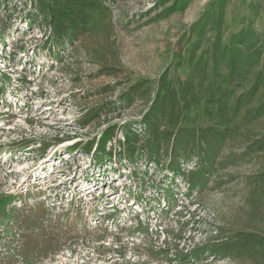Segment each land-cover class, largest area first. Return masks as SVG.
I'll return each instance as SVG.
<instances>
[{
	"label": "rangeland",
	"instance_id": "1",
	"mask_svg": "<svg viewBox=\"0 0 264 264\" xmlns=\"http://www.w3.org/2000/svg\"><path fill=\"white\" fill-rule=\"evenodd\" d=\"M83 1L0 0V264H264V0ZM163 76L203 156L145 152Z\"/></svg>",
	"mask_w": 264,
	"mask_h": 264
},
{
	"label": "trees",
	"instance_id": "2",
	"mask_svg": "<svg viewBox=\"0 0 264 264\" xmlns=\"http://www.w3.org/2000/svg\"><path fill=\"white\" fill-rule=\"evenodd\" d=\"M39 12L48 18L52 29L58 34L61 31L77 32L84 30L87 23L88 11L93 10L83 0H34ZM198 78V77H197ZM223 78H221L222 80ZM220 81L217 88H220ZM214 82L211 88H213ZM138 86L130 87L123 102L131 104L132 97ZM193 85H185L181 89L170 86L165 77H161L160 86L153 99L149 100L144 113L139 119V132H144L145 152L152 156L158 154L162 147L167 146L170 151V162L175 164L177 159L188 160L193 155L203 156L202 146L207 142L224 138L227 129L215 130L213 127L198 129L184 127L180 123L184 111L189 106L188 98L192 97ZM218 92V90H215ZM243 98V95L241 96ZM162 128V129H161ZM140 133L130 132L125 135L126 145L137 144ZM177 148V149H176ZM133 149L124 150L127 156Z\"/></svg>",
	"mask_w": 264,
	"mask_h": 264
}]
</instances>
